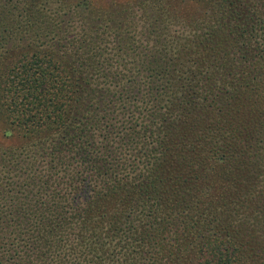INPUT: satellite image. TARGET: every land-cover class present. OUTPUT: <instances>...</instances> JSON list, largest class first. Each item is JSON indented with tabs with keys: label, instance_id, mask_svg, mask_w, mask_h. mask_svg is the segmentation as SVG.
I'll use <instances>...</instances> for the list:
<instances>
[{
	"label": "trees",
	"instance_id": "obj_1",
	"mask_svg": "<svg viewBox=\"0 0 264 264\" xmlns=\"http://www.w3.org/2000/svg\"><path fill=\"white\" fill-rule=\"evenodd\" d=\"M0 264H264V0H0Z\"/></svg>",
	"mask_w": 264,
	"mask_h": 264
},
{
	"label": "rangeland",
	"instance_id": "obj_2",
	"mask_svg": "<svg viewBox=\"0 0 264 264\" xmlns=\"http://www.w3.org/2000/svg\"><path fill=\"white\" fill-rule=\"evenodd\" d=\"M10 141V140H9Z\"/></svg>",
	"mask_w": 264,
	"mask_h": 264
}]
</instances>
